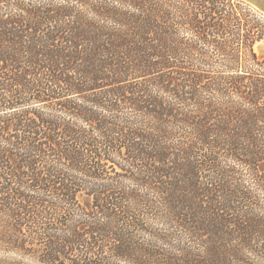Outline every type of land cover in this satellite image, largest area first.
I'll list each match as a JSON object with an SVG mask.
<instances>
[{
    "label": "trees",
    "instance_id": "16d2710c",
    "mask_svg": "<svg viewBox=\"0 0 264 264\" xmlns=\"http://www.w3.org/2000/svg\"><path fill=\"white\" fill-rule=\"evenodd\" d=\"M243 5L0 0V251L264 264V25Z\"/></svg>",
    "mask_w": 264,
    "mask_h": 264
},
{
    "label": "rangeland",
    "instance_id": "374dc122",
    "mask_svg": "<svg viewBox=\"0 0 264 264\" xmlns=\"http://www.w3.org/2000/svg\"><path fill=\"white\" fill-rule=\"evenodd\" d=\"M244 2H246V5H243V7H246L248 11H251V13L254 15V17L260 21L263 25H264V0H242ZM251 8H250V7ZM243 12L242 10L240 9V15H242ZM255 50L261 55L264 57V42H258L256 45H255ZM40 107V106H39ZM127 112V111H126ZM129 112V111H128ZM91 130V129H90ZM121 160H118V162H120ZM239 167V171H240V166ZM106 170L108 171V174L109 176L111 177H115V173L113 172V170L111 169L110 166H108V168H106ZM127 185L130 187V188H135L134 187V184L131 182V181H128L127 180ZM87 196H82L79 198V203L85 207V203H84V199L83 198H86ZM154 216L152 215H149L147 218H146V225L151 228V229H154L156 228L157 230L158 229H161L163 230V226L159 225L156 223V221L154 220L153 218ZM135 236L141 238V239H145L146 241H149L148 238H150V235L147 234V233H144V232H141V231H135L134 232ZM140 242V241H139ZM141 243V242H140ZM160 245V247H163L162 246V243L158 244ZM6 259V260H9V261H14L15 263L19 262V263H22V264H38V262L36 261V259L32 258V257H24V256H21L19 255L18 253H6V252H2L0 251V259ZM120 264H129V263H125V262H118Z\"/></svg>",
    "mask_w": 264,
    "mask_h": 264
}]
</instances>
